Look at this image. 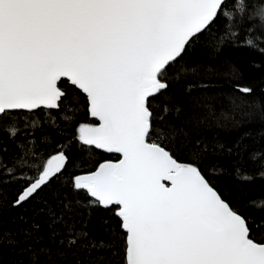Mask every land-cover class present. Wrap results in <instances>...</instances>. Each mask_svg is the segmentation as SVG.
I'll return each mask as SVG.
<instances>
[{
    "label": "snow or ice",
    "instance_id": "1",
    "mask_svg": "<svg viewBox=\"0 0 264 264\" xmlns=\"http://www.w3.org/2000/svg\"><path fill=\"white\" fill-rule=\"evenodd\" d=\"M225 2L0 0V118L13 110L59 109L64 78L85 94L98 123H80L76 139L119 158L75 176L72 186L122 218L125 264H264V242L252 238L241 210L194 163L177 162L151 139L149 101L168 87L167 67L206 32L223 45L236 37L235 26L251 31L244 0H232L242 20L233 19ZM257 14L264 18V8ZM217 18L226 21L219 34L211 31ZM65 111L75 110L65 105ZM62 119L72 117L62 113ZM8 131L14 137L17 129ZM14 160L21 169L26 163ZM66 162L59 151L22 177L13 206L47 187ZM8 172L14 176L15 169ZM49 215L52 223L62 219L51 209ZM4 235L0 231V241ZM75 236L69 229V245Z\"/></svg>",
    "mask_w": 264,
    "mask_h": 264
},
{
    "label": "trees",
    "instance_id": "2",
    "mask_svg": "<svg viewBox=\"0 0 264 264\" xmlns=\"http://www.w3.org/2000/svg\"><path fill=\"white\" fill-rule=\"evenodd\" d=\"M244 4L250 32L237 25L236 37L223 45L206 39V32L167 67L168 87L149 101L151 139L177 162L194 163L222 198L241 210L252 238L264 242V18L257 14L264 0ZM223 7L234 20L243 19L232 0ZM225 24L217 18L211 31L219 34ZM60 87L65 95L59 109L12 111L0 118V231L5 234L0 264H125L126 232L115 208L96 206L84 189L72 186L75 176L119 155L76 139L80 123L98 122L90 118L84 94L66 80ZM65 105L75 111L66 112ZM62 113L72 119H62ZM10 128L17 129L14 137ZM59 151L67 157L63 171L27 203L13 206L21 178L34 175ZM20 157L26 162L22 169L14 160ZM8 169H15L14 176ZM49 209L60 222L52 223ZM69 229L76 233L72 245L66 241Z\"/></svg>",
    "mask_w": 264,
    "mask_h": 264
},
{
    "label": "water",
    "instance_id": "3",
    "mask_svg": "<svg viewBox=\"0 0 264 264\" xmlns=\"http://www.w3.org/2000/svg\"><path fill=\"white\" fill-rule=\"evenodd\" d=\"M64 80H66L67 81V79L66 78H64ZM69 83V82H68ZM70 84V83H69ZM74 87V86H73ZM75 89H77L78 91H80L81 93H82V91L81 90H79L78 88H76L75 87ZM83 94V93H82ZM84 96H85V94H84ZM42 109V108H41ZM13 111H23V112H29V111H27V110H13ZM10 112H12V111H10ZM89 116H90V114H89ZM90 118L91 119H94V120H96L95 118H93V117H91L90 116ZM97 121V120H96ZM98 122V121H97ZM89 146H93V147H95L94 145H89ZM97 149V148H96ZM98 150H100V151H103V152H106V153H108L107 151H105V150H102V149H98ZM114 154V153H113ZM119 155V154H118ZM63 171V170H62ZM167 183V182H166ZM86 192H87V190L86 189H84ZM88 193V192H87ZM88 195L91 197V195H90V193H88ZM93 200H95V198H93V197H91ZM118 215V214H117ZM120 218V217H119ZM122 218H120V220H121ZM123 229V228H122ZM125 232H126V230L125 229H123Z\"/></svg>",
    "mask_w": 264,
    "mask_h": 264
}]
</instances>
